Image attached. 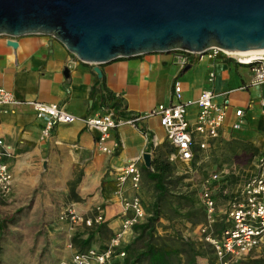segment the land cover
<instances>
[{
  "label": "crops",
  "instance_id": "obj_1",
  "mask_svg": "<svg viewBox=\"0 0 264 264\" xmlns=\"http://www.w3.org/2000/svg\"><path fill=\"white\" fill-rule=\"evenodd\" d=\"M177 54H145L94 66L76 60L48 36H0V87L20 102L0 107V140L12 154L7 162L10 192L0 197V220L11 210L27 221L26 228L32 229L33 235L49 237V252L57 260L69 258L74 249L67 247L68 236L80 230L69 232L67 225L57 220L61 206L71 205L83 217H90L100 206L103 222L112 235L121 220V205L114 195L119 172L128 161L138 159L142 193V155L148 154L151 160L155 149L167 145L154 118H143L134 126L121 125L112 131L109 141L116 140L118 148L111 155L96 151V133L85 130L79 121L57 125L48 140L39 141L41 122L25 101L55 104L76 118L94 116L104 108L128 117L142 116L157 105L169 104L173 82L179 83L183 102L193 101L207 90L217 95L214 103L218 105L219 95L228 92L224 121L211 145L218 140L246 144L254 149L255 164L264 149V116L258 105V100L264 98V86L249 87V68L228 59L190 58L179 69ZM209 72L213 74L211 82L207 81ZM104 94L110 100L102 103ZM114 103L117 107L113 109ZM235 109L242 111L238 130L231 129L236 121ZM195 113L194 105L187 107L189 123ZM121 193L125 199L134 194L128 181Z\"/></svg>",
  "mask_w": 264,
  "mask_h": 264
},
{
  "label": "built area",
  "instance_id": "obj_2",
  "mask_svg": "<svg viewBox=\"0 0 264 264\" xmlns=\"http://www.w3.org/2000/svg\"><path fill=\"white\" fill-rule=\"evenodd\" d=\"M190 58L196 61H211L217 58L228 59L237 65L249 68L251 75L248 86H264V53L239 60L228 57L217 48H208L198 55L187 52H178L175 57L176 65L182 69ZM213 74L208 73L207 81L211 82ZM244 88H240L243 90ZM228 92L220 94L221 103L215 104L217 95L211 91H201L193 101H181L178 82H173L171 102L167 105H157L142 116L119 117L111 109L104 108L94 116L76 118L67 114L55 104H46L36 101H25L41 122L38 134L39 141L50 138L52 129L57 125H67L79 121L87 131L96 133L94 146L97 152L111 155L118 148L116 140H110L111 133L121 125L134 126L143 118H154L164 132L167 144L173 149L167 157L170 162L182 164L191 163L194 155L199 157L209 148L219 136V130L224 121L228 107ZM20 103L13 96L0 87V107ZM194 105L196 113L192 123L186 118L187 107ZM260 113L264 116V98L258 100ZM236 121L231 125L232 130L240 129L242 111L235 109L233 113ZM12 154L10 148L0 140V197L10 192L11 177L8 171V161ZM138 159L128 161L115 179V192L121 205V220L119 229L114 232L105 248L98 251L89 248L79 253L74 252L58 264H115L124 253L121 243L132 235V227L145 218L140 201L136 196L125 199L121 187L128 181L130 189L135 192L139 188L140 171L137 167ZM252 174L241 185L239 190L226 198L222 209L216 208V201L211 192V183H215L217 175L213 174L205 182L199 192V201L203 207L204 220L197 225L196 234L199 241L209 245L217 264H231L233 261L247 255L259 246H264V149L256 158ZM223 193V192H222ZM224 194V193H223ZM129 213V215H127ZM57 220L67 225L68 231H80L99 225L103 222V211L100 206L93 209L90 217H83L76 213L71 205H62L57 213ZM220 222L222 227L216 233L214 225ZM71 235L68 236L70 240ZM71 248L70 241L67 244Z\"/></svg>",
  "mask_w": 264,
  "mask_h": 264
},
{
  "label": "water",
  "instance_id": "obj_3",
  "mask_svg": "<svg viewBox=\"0 0 264 264\" xmlns=\"http://www.w3.org/2000/svg\"><path fill=\"white\" fill-rule=\"evenodd\" d=\"M28 35L51 37L94 66L208 48L260 51L264 0H0V36ZM149 159L142 155L147 169Z\"/></svg>",
  "mask_w": 264,
  "mask_h": 264
},
{
  "label": "rangeland",
  "instance_id": "obj_4",
  "mask_svg": "<svg viewBox=\"0 0 264 264\" xmlns=\"http://www.w3.org/2000/svg\"><path fill=\"white\" fill-rule=\"evenodd\" d=\"M254 156V149L246 144L218 140L213 145H210L193 164L170 162L173 167V177H184L173 190L172 195L186 198L188 205L191 206L183 208L175 205V199L167 201H169L173 209L174 206L179 208L178 213L193 210V213H196H194L193 219H201L200 221H202L199 192L206 185L205 182L209 180L211 175H217L216 182L211 183V192L216 201V208L222 209L226 198H221L217 194L222 191L223 195L228 196L239 190L253 172ZM142 182L144 188L142 193L139 185L138 190L132 196H136L139 199L143 212L147 217L151 210L154 191L151 183L143 175ZM170 205L167 202L163 206L161 205L160 217L155 227L157 235L162 237L176 235L183 241L201 245L200 249L199 247L197 248L199 256H192L191 253L181 256L183 264H187L189 261H195L196 264H208V261H211L212 264H217L213 255L209 252L210 249L199 241L196 234L197 224L190 225L183 218L174 215L170 210ZM1 219L7 222H5L3 231L0 234V264H58L60 261L57 260L58 257L56 258L53 253L49 252L51 250L49 237L33 235L31 233L32 229L28 231L26 228L28 225L27 221L20 220L19 215L11 212V210ZM132 236L133 234L129 238H125L121 243V247L127 244L132 239ZM109 239L107 241H95L91 248L101 251L105 248ZM74 252L76 251H72L71 254ZM258 258H264V246L257 247L231 264H244L250 259Z\"/></svg>",
  "mask_w": 264,
  "mask_h": 264
},
{
  "label": "trees",
  "instance_id": "obj_5",
  "mask_svg": "<svg viewBox=\"0 0 264 264\" xmlns=\"http://www.w3.org/2000/svg\"><path fill=\"white\" fill-rule=\"evenodd\" d=\"M100 83V82H98ZM110 100L107 94L102 97V103ZM117 103L112 104L111 108H116ZM120 116V115H119ZM173 149L167 144L158 149H155L152 159L149 161V168H141V173L145 179L151 183L154 191V198L151 204V210L149 215H145L142 222L132 227V239L121 247V251L124 253V257L115 264H183L181 256L187 253H191L192 256H199L198 247L201 245H195L191 242L183 241L182 239L172 236H159L156 233V224L160 217L161 205L166 202L170 205L169 201L175 199V205L187 208L188 200L186 198L172 195L173 190L183 180L184 177H173V167L170 161H167V157ZM197 155H194L192 164L197 159ZM221 198H228L231 195L225 196L222 191L218 194ZM175 196V198H173ZM170 205V210L177 217L183 218L190 225H199L204 220V211L201 205L202 221L201 219L194 220L193 210H186L184 213H178V207ZM196 214V213H195ZM7 221H0V234L3 231L4 224ZM222 227L218 222L214 225V231L217 233ZM110 231L107 229L106 224L102 222L99 225H94L90 228L83 229L79 233H74L70 238L71 247L74 251L82 253L91 248L95 241H107L110 238ZM205 244V243H204ZM210 249L209 245L205 244ZM214 258V256H213ZM187 264H196L195 261H189ZM208 264H212L208 261ZM244 264H264V258L250 259Z\"/></svg>",
  "mask_w": 264,
  "mask_h": 264
},
{
  "label": "bare ground",
  "instance_id": "obj_6",
  "mask_svg": "<svg viewBox=\"0 0 264 264\" xmlns=\"http://www.w3.org/2000/svg\"><path fill=\"white\" fill-rule=\"evenodd\" d=\"M228 57L234 59L246 60L249 57L258 56L264 53V50L260 51H251V52H242V51H223Z\"/></svg>",
  "mask_w": 264,
  "mask_h": 264
}]
</instances>
